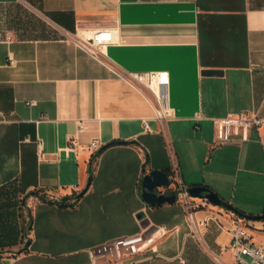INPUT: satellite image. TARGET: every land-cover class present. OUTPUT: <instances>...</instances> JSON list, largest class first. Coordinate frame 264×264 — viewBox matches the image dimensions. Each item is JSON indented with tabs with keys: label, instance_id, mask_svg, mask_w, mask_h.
I'll return each instance as SVG.
<instances>
[{
	"label": "crops",
	"instance_id": "0c3cea01",
	"mask_svg": "<svg viewBox=\"0 0 264 264\" xmlns=\"http://www.w3.org/2000/svg\"><path fill=\"white\" fill-rule=\"evenodd\" d=\"M103 28L113 39L94 57L77 36ZM4 29L0 264H91L90 249L157 227L158 251L132 264H232L227 210L264 214V121L246 141L214 144V119L264 116V0H0ZM145 71L167 73L164 118L127 77ZM93 139L130 142L93 158ZM174 165L231 207L196 197L191 223L178 201L149 205L144 168L170 177Z\"/></svg>",
	"mask_w": 264,
	"mask_h": 264
},
{
	"label": "built area",
	"instance_id": "2783aa9c",
	"mask_svg": "<svg viewBox=\"0 0 264 264\" xmlns=\"http://www.w3.org/2000/svg\"><path fill=\"white\" fill-rule=\"evenodd\" d=\"M14 37L9 30H0V40L10 41ZM113 39V31L108 28L95 29L77 36V43L94 57H99L104 51V46ZM13 63V58L10 59ZM128 79L148 88L154 95L156 103V115L164 118L167 114L168 104L165 84L168 80L165 71H145L130 73ZM264 121V116L257 111H241L224 117L214 119L216 136L214 144H222L231 141H246L250 138L253 127H260ZM71 144L77 148V141L72 138ZM41 145V143H39ZM87 149L92 153L100 147V141L93 139L87 144ZM171 184L162 187L161 191L173 188L179 191L178 202L186 211V215L191 223L195 222L194 212L203 203L196 201V197L190 195L187 186L183 182L181 171L178 165H174L171 172ZM231 221V242L230 249L234 256L232 264H264V218L260 220V226H256L252 220L238 215L234 210L228 209ZM208 218L201 221L206 226ZM252 231H258L261 238L256 240ZM166 230L157 227L149 232H138L124 235L103 243L100 246L90 249L92 257L91 264H132L137 256L145 251H158V238L164 236Z\"/></svg>",
	"mask_w": 264,
	"mask_h": 264
},
{
	"label": "water",
	"instance_id": "95a60500",
	"mask_svg": "<svg viewBox=\"0 0 264 264\" xmlns=\"http://www.w3.org/2000/svg\"><path fill=\"white\" fill-rule=\"evenodd\" d=\"M130 141H126L123 139H115L112 140L102 146H100L96 152L93 155V158H97L105 149H107L109 146L115 145V144H127ZM90 176L88 178L87 185L91 182L92 177V167L89 168ZM171 184V179L168 175V173L165 170L161 169H153L149 172L145 171L142 175V197L149 205H157V204H163L165 202L173 203L178 201L179 197V191L173 188L165 189L161 191L162 187H168ZM87 188H84L79 193L73 195V196H63L61 199H59V202L64 204L69 199H77L79 198ZM187 191L192 195L193 197L207 199L208 201L212 202L216 205H223L226 207H231L227 201H225L221 196L215 192L213 189H211L209 186L206 185H193L190 187H187ZM35 195L39 199L43 201H47L48 199L39 194L37 191H31L28 193L27 196ZM244 217L249 219H262L264 218V214L259 215H247L243 214ZM30 244V239H27L24 249L27 248Z\"/></svg>",
	"mask_w": 264,
	"mask_h": 264
},
{
	"label": "rangeland",
	"instance_id": "374dc122",
	"mask_svg": "<svg viewBox=\"0 0 264 264\" xmlns=\"http://www.w3.org/2000/svg\"><path fill=\"white\" fill-rule=\"evenodd\" d=\"M28 199H29V197H25L24 202H25V203H28ZM25 210H26V209H25Z\"/></svg>",
	"mask_w": 264,
	"mask_h": 264
},
{
	"label": "trees",
	"instance_id": "16d2710c",
	"mask_svg": "<svg viewBox=\"0 0 264 264\" xmlns=\"http://www.w3.org/2000/svg\"><path fill=\"white\" fill-rule=\"evenodd\" d=\"M94 155V154H93Z\"/></svg>",
	"mask_w": 264,
	"mask_h": 264
}]
</instances>
